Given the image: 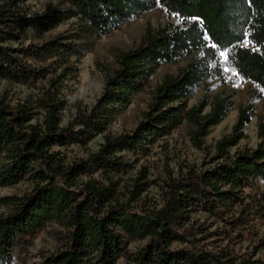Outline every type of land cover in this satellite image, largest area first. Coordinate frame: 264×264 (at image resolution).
<instances>
[{
    "label": "trees",
    "instance_id": "obj_1",
    "mask_svg": "<svg viewBox=\"0 0 264 264\" xmlns=\"http://www.w3.org/2000/svg\"><path fill=\"white\" fill-rule=\"evenodd\" d=\"M23 1L0 6V80L29 84L37 92L15 105L0 99V187L28 181L32 190L4 200L13 211L0 216V258L11 255L19 239L29 240L52 225L62 246L45 264H119L121 257L124 264H264L258 254L264 237L257 238L253 255L222 247L212 251L198 244L211 233L195 217L205 214L222 223L228 243L252 217L254 223L264 219L259 185L264 119L257 147L229 151L245 138L253 104L240 110L233 132L216 142L203 166L177 162L162 176L145 166L136 169L185 123L192 127V144L206 147L210 129L233 107V94L216 97L207 113L204 102L189 105L193 88L207 78L251 81L264 91V0H63L69 6L36 15L25 11ZM158 5L182 26L161 28L139 48L121 54L117 69L105 73L101 96L75 113L64 81L76 77L71 59L80 62L91 43L69 42L66 35L26 48L7 44L20 41L26 30L47 31L73 17L87 22L83 30L99 38ZM222 51L229 53L227 60ZM190 56L186 69L156 87L133 131L105 135L98 150L74 161L57 149L87 147L106 133L159 67ZM125 177L132 180L124 184ZM151 187L159 189L161 203L144 201ZM137 239L145 243L131 251L128 246Z\"/></svg>",
    "mask_w": 264,
    "mask_h": 264
},
{
    "label": "rangeland",
    "instance_id": "obj_2",
    "mask_svg": "<svg viewBox=\"0 0 264 264\" xmlns=\"http://www.w3.org/2000/svg\"><path fill=\"white\" fill-rule=\"evenodd\" d=\"M7 1L0 0V6ZM21 4L25 11L31 15L41 14L51 9H64L69 6L63 0H25ZM86 24L87 22H83L80 17H73L58 27L47 31L26 30L20 41L7 43L16 48H26L30 44L38 45L66 35L71 37L68 39L69 42L76 40L75 43H91L90 51L84 53L80 62H76L75 58L71 59V63L78 70L76 77H68L64 81L66 87L63 92L72 96V113H75L79 107L91 106L101 96L105 73L117 69L121 54L139 48L146 43L150 35L155 34L159 29L168 25L182 26L183 23L180 18L170 15L158 5L140 17L127 20L120 28L114 29L99 38L83 30ZM191 59L192 56L180 62L165 63L159 67L150 78L145 89L136 94L130 105L114 117L106 133L98 136L87 147L71 146L57 149H60L67 159L74 161L87 157L90 152L98 150L100 144L104 142L105 135L114 136L133 131L144 118L156 87L165 79L179 75L182 70L188 67ZM237 85L240 86L237 87ZM36 92L37 90L29 84L0 80V99L3 98L13 105L27 100ZM230 94H233V107L220 124L210 129L206 138V147L203 150L192 144L189 136L192 127L185 123L173 135L156 144L152 148L150 156L140 159L136 169L145 166L153 176H162L175 168L177 162L203 166L215 153L216 142L233 132L240 110L250 104L254 106V114L250 123L244 127L245 138L240 140L236 146L231 147L229 151L233 154L237 149L257 147L260 142L259 124L264 119V91L257 84L232 78H228L223 83L219 79L207 78L201 85L193 88L189 105L196 106L204 102L206 104L204 112L207 113L216 97ZM135 175L136 171L131 176ZM130 177L123 178V183L127 184L129 180H132ZM259 185L264 191V181H260ZM31 190L32 185L28 181L12 187H0V216L13 211L11 202L4 200L12 197L20 198ZM143 196L144 201L148 204L161 203L162 201L160 191L155 187L149 188ZM195 217L197 221L204 223L206 230L211 233L205 241L198 244L212 251H217L222 247L241 256L253 255L257 238L264 237V219L257 218L254 223V217H252L251 223H248L247 227L239 228L236 233L238 237L233 242L228 243L222 237L224 232L222 223L208 219L205 214ZM58 231L56 226L49 225L35 235L28 237L29 240L19 239L13 251L9 252L11 255L0 258V264H45L46 259L62 246ZM144 243L143 240H132L128 247L131 251H135ZM186 245L188 246V244ZM258 254L264 258V249H261ZM118 262L124 264L125 259L121 257Z\"/></svg>",
    "mask_w": 264,
    "mask_h": 264
},
{
    "label": "snow or ice",
    "instance_id": "obj_3",
    "mask_svg": "<svg viewBox=\"0 0 264 264\" xmlns=\"http://www.w3.org/2000/svg\"><path fill=\"white\" fill-rule=\"evenodd\" d=\"M215 46V45H214ZM220 55L225 59L227 60L229 58V53L227 51H222L220 53ZM240 85H237V87H239Z\"/></svg>",
    "mask_w": 264,
    "mask_h": 264
}]
</instances>
